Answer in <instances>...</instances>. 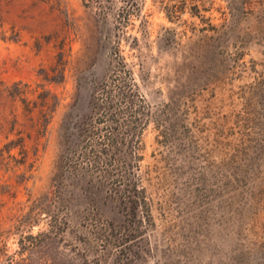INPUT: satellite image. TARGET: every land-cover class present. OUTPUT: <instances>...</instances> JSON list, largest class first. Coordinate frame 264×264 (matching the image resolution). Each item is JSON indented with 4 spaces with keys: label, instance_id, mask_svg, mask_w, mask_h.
<instances>
[{
    "label": "rangeland",
    "instance_id": "rangeland-1",
    "mask_svg": "<svg viewBox=\"0 0 264 264\" xmlns=\"http://www.w3.org/2000/svg\"><path fill=\"white\" fill-rule=\"evenodd\" d=\"M95 1L0 0V264H264V0ZM106 85L131 252L113 181L77 174Z\"/></svg>",
    "mask_w": 264,
    "mask_h": 264
},
{
    "label": "trees",
    "instance_id": "trees-1",
    "mask_svg": "<svg viewBox=\"0 0 264 264\" xmlns=\"http://www.w3.org/2000/svg\"><path fill=\"white\" fill-rule=\"evenodd\" d=\"M93 1V0H92ZM95 1V0H94ZM105 0H96L95 3L103 4ZM131 0H126L130 2ZM168 18L173 21L171 16ZM123 69L126 66L122 62ZM105 98H97L93 104L94 121L84 130V139L92 141V147L86 148L82 153V160L77 164V174H82L87 170H95L97 177L102 182H111L110 191L119 204L124 208L127 214L128 227L126 233L118 238L121 243L120 251L128 249L130 252L139 247L136 238H132V233L138 230V211L142 206L143 189L139 185V178L130 171L133 166L131 157L126 153L128 142L123 137L120 130L119 121L116 117L119 113L116 109V99L108 85L102 88ZM98 122H107L103 128L96 126ZM104 128L107 133H103ZM98 135L100 141L95 143L94 136ZM9 149L12 145H8ZM124 150V151H123ZM89 170V171H90ZM87 173V172H86ZM85 174V173H84ZM108 227H101L98 234L107 236ZM102 232H104L102 234ZM128 243V244H127Z\"/></svg>",
    "mask_w": 264,
    "mask_h": 264
}]
</instances>
